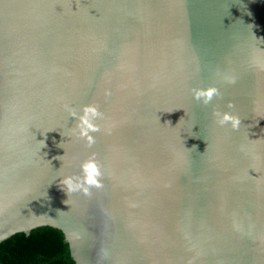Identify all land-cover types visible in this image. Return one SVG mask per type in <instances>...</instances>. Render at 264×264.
Masks as SVG:
<instances>
[{
  "label": "water",
  "instance_id": "obj_1",
  "mask_svg": "<svg viewBox=\"0 0 264 264\" xmlns=\"http://www.w3.org/2000/svg\"><path fill=\"white\" fill-rule=\"evenodd\" d=\"M40 225L74 264H264V0H0V242Z\"/></svg>",
  "mask_w": 264,
  "mask_h": 264
},
{
  "label": "clouds",
  "instance_id": "obj_2",
  "mask_svg": "<svg viewBox=\"0 0 264 264\" xmlns=\"http://www.w3.org/2000/svg\"><path fill=\"white\" fill-rule=\"evenodd\" d=\"M228 82L234 83L235 80L231 79ZM192 95L194 100L207 106L214 97H219L220 93L216 87H208L206 89H192ZM227 107L232 108L234 105L229 102ZM212 115L219 126L230 124L233 130H237L241 124L239 117L228 112L221 113L219 111H214ZM69 116L76 119V123L72 129L73 134L77 139H82L87 147H91L95 143L93 133L100 131L97 121L103 119V113L99 111L96 105L88 104L83 105L79 109V112H77L76 109H69ZM42 147H45L43 142L41 148ZM59 157H55V159H59ZM79 167V175L64 176L59 180V184L62 185L61 189L67 195L75 192L90 195L92 188H103V172L101 171V166L96 160L94 153L91 154L88 159L84 160Z\"/></svg>",
  "mask_w": 264,
  "mask_h": 264
},
{
  "label": "trees",
  "instance_id": "obj_3",
  "mask_svg": "<svg viewBox=\"0 0 264 264\" xmlns=\"http://www.w3.org/2000/svg\"><path fill=\"white\" fill-rule=\"evenodd\" d=\"M0 264H74V260L62 231L40 225L2 240Z\"/></svg>",
  "mask_w": 264,
  "mask_h": 264
}]
</instances>
